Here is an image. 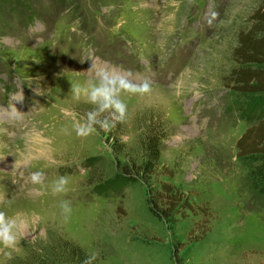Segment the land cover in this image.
I'll list each match as a JSON object with an SVG mask.
<instances>
[{
    "label": "rangeland",
    "instance_id": "1",
    "mask_svg": "<svg viewBox=\"0 0 264 264\" xmlns=\"http://www.w3.org/2000/svg\"><path fill=\"white\" fill-rule=\"evenodd\" d=\"M259 9L264 0L0 1V211L21 223L0 264H82L88 254L94 264H264V199L237 155L249 124L233 110L241 98L229 75ZM88 57L153 90L122 95L125 120L79 138L71 125L93 106L70 90L89 79ZM35 137L45 155L15 167ZM124 171L134 181L119 194L92 192ZM61 176L68 190L54 194ZM162 183L193 210L155 215Z\"/></svg>",
    "mask_w": 264,
    "mask_h": 264
},
{
    "label": "trees",
    "instance_id": "2",
    "mask_svg": "<svg viewBox=\"0 0 264 264\" xmlns=\"http://www.w3.org/2000/svg\"><path fill=\"white\" fill-rule=\"evenodd\" d=\"M19 9L25 11L24 5ZM252 21L251 28L238 35V44L232 53L236 66L229 75L235 92L241 98L233 104V110L249 124L236 142L237 155L250 164L248 184L251 190L264 199V9L257 10ZM147 157L153 161V164L145 163L147 167L150 168L151 164L155 167L157 146L148 150ZM133 181L130 173L124 171L106 182L104 187L94 186L92 192L101 197L119 194ZM158 190L159 198L154 202L155 215L170 218L180 211L193 210L184 194L171 184L162 183Z\"/></svg>",
    "mask_w": 264,
    "mask_h": 264
},
{
    "label": "clouds",
    "instance_id": "3",
    "mask_svg": "<svg viewBox=\"0 0 264 264\" xmlns=\"http://www.w3.org/2000/svg\"><path fill=\"white\" fill-rule=\"evenodd\" d=\"M88 58L92 61L86 72L89 74V79L83 84H72L70 90L76 99L83 96L93 106L83 117L75 119L71 125V130L79 138H86L99 131L108 132L118 123L123 122L127 115V105L121 99L122 95L144 96L153 90L152 83L147 78L135 81L131 78V72L98 67L95 60ZM18 97H22V93H19ZM62 131L67 133L68 129L64 128ZM30 180L34 185H40L44 182V173L32 172ZM68 184L69 180L66 176L58 177L52 182L51 191L54 194L65 193L68 190ZM60 209L61 214L67 218L72 212L71 203L67 200L62 201ZM20 231L19 218L0 211V254L5 259H12V251L17 247ZM96 259V254H88L82 264H94Z\"/></svg>",
    "mask_w": 264,
    "mask_h": 264
},
{
    "label": "bare ground",
    "instance_id": "4",
    "mask_svg": "<svg viewBox=\"0 0 264 264\" xmlns=\"http://www.w3.org/2000/svg\"><path fill=\"white\" fill-rule=\"evenodd\" d=\"M39 138L40 137L34 138L33 142L37 141L34 143V147L31 146L32 148L31 147L27 148V151L24 153L19 152V156L21 158L19 157L20 159H18V161L16 160L18 162V164H16L15 167L19 166L20 164H25L26 162H29L32 159V157L35 155H38V157H42L45 155V153L47 151V144H45V142H39V140H40ZM28 153H30V157H28L29 156ZM22 160L24 161V163L21 162Z\"/></svg>",
    "mask_w": 264,
    "mask_h": 264
}]
</instances>
